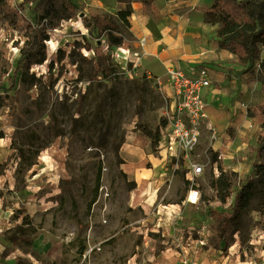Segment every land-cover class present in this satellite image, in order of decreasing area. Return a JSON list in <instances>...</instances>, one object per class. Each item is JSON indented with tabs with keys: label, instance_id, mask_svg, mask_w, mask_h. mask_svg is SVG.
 <instances>
[{
	"label": "rangeland",
	"instance_id": "374dc122",
	"mask_svg": "<svg viewBox=\"0 0 264 264\" xmlns=\"http://www.w3.org/2000/svg\"><path fill=\"white\" fill-rule=\"evenodd\" d=\"M8 1L16 6L26 0ZM73 1L78 5L73 19L63 0H50L40 10L45 25L56 26L45 40L46 56L35 52L23 60L11 91L15 61L31 38L16 16L0 7V46L7 49L12 63L9 72L0 75V102L7 95L12 100L0 109V210L20 215L18 220L0 219V264H17L16 257L21 264H264V192L254 167L264 164V127L260 124L247 138V148L237 146L230 149L237 154L222 156L210 146L209 119L191 155L192 162L203 165V172L188 178V158L165 159L154 145L166 118L167 102L156 83L164 75L163 63L149 65L142 53L136 68L131 61H119L120 51L107 42L108 32L98 38L84 21L85 16L99 13L122 29L116 13H100L81 0ZM21 13L34 19L30 4ZM112 34L129 43L131 50H140L129 42L131 36ZM53 54L55 60L50 58ZM205 63L209 64H199ZM234 63L241 66H230L238 75L249 74L245 82L251 93L239 94L240 101L247 100V108L264 101L259 61ZM218 84L212 80L214 89ZM223 98L214 94L209 111L219 108ZM134 146L148 148L154 156L151 167L161 171L156 175L154 203L142 201L143 190H137L126 172V151ZM213 153L219 159L215 165ZM218 164L237 173L225 203L210 186L211 178L219 174ZM250 181L256 182L242 229L225 251L212 211L231 213L234 192ZM191 187L201 193L195 205L187 201ZM205 197L212 199L208 202ZM23 217L31 222L26 232L32 241L21 243L20 249L2 259L5 245L12 244L10 234Z\"/></svg>",
	"mask_w": 264,
	"mask_h": 264
},
{
	"label": "crops",
	"instance_id": "0c3cea01",
	"mask_svg": "<svg viewBox=\"0 0 264 264\" xmlns=\"http://www.w3.org/2000/svg\"><path fill=\"white\" fill-rule=\"evenodd\" d=\"M87 6L97 9L100 13L115 14L118 10H126L131 6V15L128 20L131 27L129 42L138 46L140 37L146 38V43L139 49L145 63L178 62L187 72L197 69L202 62L209 67L211 81L219 82L214 89L211 84L204 91L208 107L214 94L224 95L223 103L219 108L209 111L212 127L210 146L222 156L237 154L230 151L235 147L247 148V138L260 128V124L248 115L247 100L240 101L242 92L249 95V85L245 78L249 74L238 75L230 66L241 68L234 63L237 56L229 50L217 45V30L219 24L208 22L205 10L211 7L215 0H81ZM220 63V65H217ZM156 66V64H154ZM154 66V67H155ZM237 74V75H236ZM262 91V84L259 85ZM244 96V97H245ZM235 97V98H234ZM243 97V96H242ZM233 98L235 100H233ZM237 100V101H236ZM214 103H216L214 101ZM217 106V105H216ZM218 117H221L220 120ZM207 120V123H209ZM231 131L234 137L228 133ZM214 132V138L212 133ZM258 138V137H257ZM246 139V141L244 140ZM126 172L135 181L136 188L145 195L142 200L154 203L158 200V177L161 171L151 167L154 156L148 148L134 146L126 151ZM225 164V163H224ZM145 165V166H144ZM251 166V164H250ZM225 168V167H224ZM237 167H232L233 170ZM139 193L137 194V196ZM140 200V199H138ZM0 219L10 218L11 213H1Z\"/></svg>",
	"mask_w": 264,
	"mask_h": 264
},
{
	"label": "trees",
	"instance_id": "16d2710c",
	"mask_svg": "<svg viewBox=\"0 0 264 264\" xmlns=\"http://www.w3.org/2000/svg\"><path fill=\"white\" fill-rule=\"evenodd\" d=\"M50 0H26L24 3L13 6L8 0H0V7L4 11L13 13L18 19L21 26L27 30V36H30V41L27 47L21 49V57L15 61V69L10 75L11 85L8 91H11L16 86V80L22 71V62L26 58L32 57L35 52H40L46 56L47 47L45 40L53 32L52 29L56 26L48 27L45 25V16L40 14V10L47 7ZM30 4V11L34 19H27L21 11L25 6ZM29 6V5H28ZM63 7L70 12V18H76V9L78 5L73 0H63ZM264 0H215L211 7L205 10V16L208 22L219 24L217 30L216 43L219 47L229 50L236 55L238 61L242 65H252L259 61L257 70L258 79L262 84V92L264 94V58H261V47L264 46ZM131 6L126 10H118L116 12L117 20L122 24V29L117 22L107 21L106 17L99 13H91L88 17H84L89 30L96 32L98 38L102 36L104 31H107V42L110 46H125L129 47L123 38L113 35L112 32H118L124 37L131 36L128 28L131 23L128 17L131 15ZM41 26V28H39ZM126 39V38H125ZM123 44V45H122ZM7 49L0 46V75L7 74L12 66V63L7 56ZM52 60L57 58V55L50 57ZM12 103L11 97L6 96L3 102H0V109L9 106ZM248 115L254 117L259 124L264 127V101L259 102L253 107L248 108ZM165 120L162 122V124ZM159 128L156 131L154 145L157 144ZM264 136V135H263ZM264 141V138L261 139ZM216 153L212 154L211 164L215 165L218 162ZM145 166V165H144ZM259 174V182L263 186L264 192V164L257 163L254 165ZM219 174L213 176L210 180V186L216 190V197L222 203L227 201L231 194L232 180L237 175L234 171H227L222 165H217ZM101 171L97 174V190L100 187ZM256 181H250L244 185L239 191L234 192L233 206L231 213H222L212 211V217L216 221V232L220 243H223V249L226 251L235 243V233L242 229L243 214L248 207L251 196L254 193V184ZM96 196V195H95ZM96 198V197H95ZM211 197H205L208 202ZM95 199L90 203V207ZM13 213L10 216L11 220H18L20 215ZM15 225L14 232L10 234L11 245H5V249L1 255L2 259H7L15 250L21 248V243L31 242V237L28 236L26 226L31 222L25 219ZM82 252V251H81ZM17 264H21V258H15Z\"/></svg>",
	"mask_w": 264,
	"mask_h": 264
},
{
	"label": "built area",
	"instance_id": "2783aa9c",
	"mask_svg": "<svg viewBox=\"0 0 264 264\" xmlns=\"http://www.w3.org/2000/svg\"><path fill=\"white\" fill-rule=\"evenodd\" d=\"M145 43L146 38L140 37L138 46L143 47ZM117 48L128 51L127 63L131 61L134 68L140 66L141 50H131L123 46ZM117 57L120 58V52L117 53ZM165 68V76L156 79L167 102L166 118L159 127L156 146L159 152L164 154L165 159L188 158L191 162L188 178H192L202 173L204 169L203 165L192 162L191 155L202 140L204 126L209 118L208 102L204 97L205 89L212 84L209 67L200 65L197 69L187 72L178 63L170 62L165 64ZM212 136L214 138V132ZM200 200V190L191 187L187 196L188 203L195 205Z\"/></svg>",
	"mask_w": 264,
	"mask_h": 264
},
{
	"label": "bare ground",
	"instance_id": "6f19581e",
	"mask_svg": "<svg viewBox=\"0 0 264 264\" xmlns=\"http://www.w3.org/2000/svg\"><path fill=\"white\" fill-rule=\"evenodd\" d=\"M52 44V49H55L56 48V44L54 42H50ZM120 58H119V61H121L122 63H126V59H127V56H128V51L126 50H122L120 49Z\"/></svg>",
	"mask_w": 264,
	"mask_h": 264
}]
</instances>
